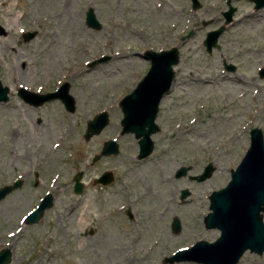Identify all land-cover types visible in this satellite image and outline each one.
<instances>
[{"label":"rangeland","instance_id":"obj_1","mask_svg":"<svg viewBox=\"0 0 264 264\" xmlns=\"http://www.w3.org/2000/svg\"><path fill=\"white\" fill-rule=\"evenodd\" d=\"M224 1L198 0L193 9L190 0H0V82L9 88L0 102V185L22 177L0 200L7 264H199L166 259L218 236L203 225L208 196L229 179L251 127L264 144V7L229 0L232 21L207 52L202 41L222 24ZM89 8L97 29L84 22ZM173 46L179 60L158 105L152 152L137 159L134 136L119 134L118 103L149 67L142 52ZM64 82L72 112L58 99L33 106L17 95L21 86L42 93ZM102 110L106 126L84 139L86 121ZM106 139L118 153L91 162ZM208 163V178H188ZM181 166L190 169L174 178ZM79 170L84 188L75 195ZM106 170L112 181L94 184ZM182 189L189 193L180 200ZM47 191L52 203L38 222H22ZM236 264H264V251H245Z\"/></svg>","mask_w":264,"mask_h":264},{"label":"water","instance_id":"obj_2","mask_svg":"<svg viewBox=\"0 0 264 264\" xmlns=\"http://www.w3.org/2000/svg\"><path fill=\"white\" fill-rule=\"evenodd\" d=\"M253 4V9L264 7V0H248ZM191 8L199 7L198 0H190ZM226 10L222 11L223 22L218 27L205 33L202 41L205 50L210 52L216 45L219 35L226 25L232 21L236 7L226 1ZM85 24L97 29L99 23L94 17L91 8L87 9L84 18ZM31 33H26L30 35ZM144 59L148 60L149 67L134 88L125 94L118 105L121 110L119 120V134L131 133L137 142V159H143L152 152L153 142L151 135L158 130L155 117L160 99L170 91L174 80V66L178 63L179 56L176 47L154 51L145 49L142 52ZM100 57L98 60H105ZM93 60L89 65L96 62ZM226 70H233L231 64L225 65ZM264 76V67L259 70ZM8 87L0 82V102L7 100ZM22 100L30 105L38 106L52 99H59L68 112L74 110V100L68 93V83L64 82L57 90L43 94L33 93L23 88L18 90ZM108 122L107 112L96 113L86 121L83 138L96 135ZM249 144L244 154L234 169L229 172L227 183L220 189L211 191L208 196V212L203 217L206 229H217L218 236L213 241L197 240L191 246L177 250L167 257L166 261H193L200 264H236L241 255L248 252L261 255L264 251V225L262 213L264 212V144L263 133L258 127H251L248 131ZM118 144L114 139H107L102 143L99 152L91 162L100 157L116 155ZM190 166H181L174 172V178L185 176ZM213 168L206 164L198 175H189L190 180L197 182L208 178ZM82 171H77L72 177V192L79 195L83 191ZM110 171L102 172L93 180V183L108 185L112 181ZM17 183L0 187V199ZM187 189L180 191V200L188 195ZM51 204V196L44 195L35 209L26 217V222H37L44 209ZM171 230L179 229L176 218L171 221ZM11 253L8 249L0 250V264H7Z\"/></svg>","mask_w":264,"mask_h":264},{"label":"flooded vegetation","instance_id":"obj_3","mask_svg":"<svg viewBox=\"0 0 264 264\" xmlns=\"http://www.w3.org/2000/svg\"><path fill=\"white\" fill-rule=\"evenodd\" d=\"M226 1L227 0H225L224 2L226 3ZM248 1V0H247ZM30 90V89H29ZM54 90H56V89H54ZM54 90H52V91H54ZM31 91H33V90H31ZM33 92H37V93H40V90H34ZM47 92H50V91H47ZM42 93H45V92H42ZM18 95V94H17ZM19 96V95H18ZM20 97V96H19ZM21 99V98H20ZM23 102V101H22ZM26 103V102H25ZM94 180V179H93ZM21 182H22V177H19V176H16L15 178H13V179H11L9 182H7V183H3V184H1L0 185V187H2V186H4V185H12V184H15V183H17L16 185V187L15 188H18L19 186H20V184H21ZM93 182V181H92ZM15 188H13V189H15ZM12 189V190H13ZM45 194H49L50 196H51V203H52V194H51V192H45L39 199H41ZM1 200V199H0ZM39 201V200H38ZM38 203V202H37ZM51 205V204H50ZM36 206V205H35ZM34 206V207H35ZM34 207H32L31 208V210L34 208ZM29 213V211L28 212H26L25 214H24V216H23V218H22V222H24V223H28V222H26V216H27V214ZM43 213V212H42ZM128 214V218H131L132 216L130 215V213L128 212L127 213ZM42 215V214H41ZM38 220H39V218H38ZM38 220H37V222H38ZM37 222H33V223H37ZM28 224H30V223H28Z\"/></svg>","mask_w":264,"mask_h":264}]
</instances>
